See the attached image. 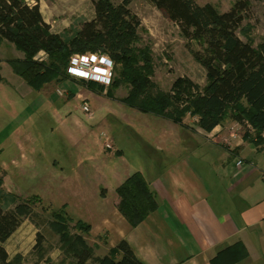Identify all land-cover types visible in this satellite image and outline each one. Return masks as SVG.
I'll use <instances>...</instances> for the list:
<instances>
[{
    "label": "trees",
    "instance_id": "16d2710c",
    "mask_svg": "<svg viewBox=\"0 0 264 264\" xmlns=\"http://www.w3.org/2000/svg\"><path fill=\"white\" fill-rule=\"evenodd\" d=\"M145 1L177 25L190 53L205 69L207 83L200 96L192 97L188 88L197 89V86L185 79L175 82L173 93L159 90L152 81V52L149 47L140 46L141 21L129 7L132 0H122L119 4L112 0H92V19L85 21L69 37L52 32L38 3L0 0V45L5 42L22 52L23 59L7 63L33 91L70 79L67 67L73 55H106L114 62L116 70V77L106 91L108 98L114 97L113 91L126 86L128 94L120 101L129 108L180 126L190 115L207 133L231 120L246 129L245 140L257 147L264 145V40L254 47L238 36L252 0H237L223 13L210 4L198 5L195 0ZM41 51L46 57L38 60L36 57ZM4 81L0 67V83ZM83 84L88 89L104 92V87L96 83ZM2 185L0 179V264H21L20 255L10 258L5 244L26 219L34 218V201L37 203L41 199L33 196L32 202L15 201L12 209H4ZM116 193L118 211L131 227H137L158 209L156 195L140 172L129 176ZM6 196L16 200L15 196ZM62 211L53 212V226L76 264H87L91 259L94 264H144L124 240L108 255L94 259L93 249L83 237L69 236ZM76 225L85 235L89 233L88 224L78 221ZM37 241L40 247V234ZM246 255L244 246L237 243L218 254L212 263L224 256L230 258L224 264L232 263Z\"/></svg>",
    "mask_w": 264,
    "mask_h": 264
},
{
    "label": "rangeland",
    "instance_id": "374dc122",
    "mask_svg": "<svg viewBox=\"0 0 264 264\" xmlns=\"http://www.w3.org/2000/svg\"><path fill=\"white\" fill-rule=\"evenodd\" d=\"M37 1L26 2L35 5ZM39 1L43 6L45 3L48 5L41 13L58 24H62L64 17L65 21H72V25L81 27L93 17L92 0ZM112 1L119 4L122 0ZM195 1L201 6L210 4L223 13L229 11L237 0ZM129 7L141 21L140 46H147L152 52V81L158 89L173 93L175 82L185 79L197 86V89L188 88L192 97L200 96L207 83L206 71L190 53L177 25L145 0H132ZM63 36L69 37L66 34ZM238 36L254 47L264 40V0L251 1ZM37 57L40 60L42 55ZM12 59H23L22 52L11 44L2 43L0 67L7 83H0V179L3 181V192L15 196L16 200L7 196L5 198L4 194L1 205L4 209H12L15 201L32 202L33 196L41 200L37 203L34 201V218L26 219L5 247L10 258L20 255L21 264H76L72 253H67L66 246L61 244V237L53 226V212L63 210L64 225L71 238L77 235L85 238L76 224L79 219H83L80 216L90 215L103 195L108 196L111 191L108 183L114 174L112 170L115 162L122 165L123 171L127 168V172L132 175L147 168L155 153L132 133L133 139L122 137L118 141L119 148L124 150V163L120 162L121 158L109 160L112 157L111 150H107L105 145L109 142L112 144L110 139L116 125L115 113L117 108L123 106L120 100L126 97L129 87L116 89L113 91L114 97L110 99L106 96L110 87H104L101 93L98 89H88L83 84L85 82L70 78L57 84H47L41 91L29 88L32 93H25L19 88L23 80L7 63ZM11 85L18 86V90ZM45 91L48 94H44ZM10 93H13L14 99L9 97ZM43 98L47 101L41 102ZM84 104L89 106L92 119L89 118L90 114L82 111ZM123 107L125 113L121 115H124L122 117L127 119V123L131 122L132 114L142 119L161 120L125 105ZM185 119L187 124L197 125L196 118L187 115ZM154 122L148 120L150 125ZM245 132L246 129H243ZM130 133L128 136H131ZM98 137L101 145L96 143ZM100 168L103 171L99 176L96 172ZM38 234L42 238L40 247L37 245ZM88 244L93 246L90 240ZM99 254L95 252V255ZM88 264H94L93 259Z\"/></svg>",
    "mask_w": 264,
    "mask_h": 264
},
{
    "label": "crops",
    "instance_id": "0c3cea01",
    "mask_svg": "<svg viewBox=\"0 0 264 264\" xmlns=\"http://www.w3.org/2000/svg\"><path fill=\"white\" fill-rule=\"evenodd\" d=\"M37 2L41 12L48 8L46 3L43 6ZM42 15L54 33L72 36L80 28L64 17L58 24ZM4 80L2 83L6 84ZM20 83V89L32 93L24 81ZM15 88L18 90V86ZM10 96L14 99L13 93ZM123 106L116 110L115 130L112 129L113 137L109 136L113 147L109 160L121 158L124 163V150L118 144L122 137L133 139L135 134L136 139L150 147L155 156L147 168L138 172L155 193L158 209L137 227L130 226L118 211L116 189L131 173L115 162L108 196L103 195L90 215L78 220L91 227L84 239L87 244L89 240L92 243L93 246L88 245L93 256L100 253L94 259L108 255L124 240L144 264H213L218 254L241 243L246 257L227 264H264V145L257 147L245 140L243 126L231 120L210 133L187 124L186 119L180 126L162 118L142 119L132 114V123H127L121 115L125 113ZM89 118H93L92 112ZM148 120L155 122L150 125ZM96 143L100 144L99 137ZM238 162L242 164L238 166ZM102 171L100 168L96 174L100 176ZM229 259L219 257L215 264Z\"/></svg>",
    "mask_w": 264,
    "mask_h": 264
},
{
    "label": "built area",
    "instance_id": "2783aa9c",
    "mask_svg": "<svg viewBox=\"0 0 264 264\" xmlns=\"http://www.w3.org/2000/svg\"><path fill=\"white\" fill-rule=\"evenodd\" d=\"M46 55H42L40 60L45 59ZM82 57H87L86 60ZM67 75L76 81L85 83H96L100 86L108 88L112 85L114 79V62L106 55L101 54H76L70 58L67 67ZM82 111L89 115L90 108L84 104ZM107 150H113L112 144L109 142L105 145ZM242 162H238V166Z\"/></svg>",
    "mask_w": 264,
    "mask_h": 264
},
{
    "label": "clouds",
    "instance_id": "9594fccd",
    "mask_svg": "<svg viewBox=\"0 0 264 264\" xmlns=\"http://www.w3.org/2000/svg\"><path fill=\"white\" fill-rule=\"evenodd\" d=\"M39 55H44L43 51H41V52L38 54V56H39ZM37 58H38V57H37ZM82 59L86 60L87 57H82Z\"/></svg>",
    "mask_w": 264,
    "mask_h": 264
}]
</instances>
